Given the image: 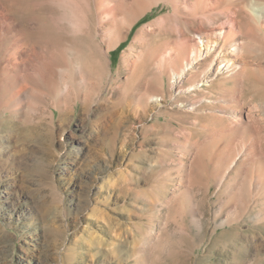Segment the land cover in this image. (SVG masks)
<instances>
[{
	"label": "rangeland",
	"instance_id": "1",
	"mask_svg": "<svg viewBox=\"0 0 264 264\" xmlns=\"http://www.w3.org/2000/svg\"><path fill=\"white\" fill-rule=\"evenodd\" d=\"M0 264H264V0H0Z\"/></svg>",
	"mask_w": 264,
	"mask_h": 264
},
{
	"label": "bare ground",
	"instance_id": "2",
	"mask_svg": "<svg viewBox=\"0 0 264 264\" xmlns=\"http://www.w3.org/2000/svg\"><path fill=\"white\" fill-rule=\"evenodd\" d=\"M234 35L233 33H230V32L227 33L226 30L221 29L218 33L215 32L214 36L212 35L213 37L210 34L205 35V37L201 36L198 39V42L193 45V48L190 53V58L188 59L189 62L188 60H186L184 53H178L175 55V58H173L172 60L173 68L170 70L171 79L174 80L177 77H179L181 81L182 72H186L188 66H192L193 64H195L196 62H198L200 59H202L205 56L210 57V58L212 56V62H215V60H219L220 64L218 65V68H217L218 71L224 70L226 71L225 74H227L228 71L232 69V67L239 64V59L241 57V53L243 52L242 51L243 42L242 41L239 42L237 39H234L233 37ZM204 38H207V39H204ZM223 62H226V67H224V69H222L221 67V64ZM177 66L178 68H180L179 71L175 70ZM161 70L162 69H160V71ZM204 70L205 71H202L203 72L202 74H206L207 71H210V68L206 67ZM228 106H229L228 103H223L222 105L223 110L225 111L228 110ZM238 117H239L238 114L234 115L232 114V112H230V114L227 116L228 125L230 127L237 125V124L240 125V123L238 122Z\"/></svg>",
	"mask_w": 264,
	"mask_h": 264
}]
</instances>
